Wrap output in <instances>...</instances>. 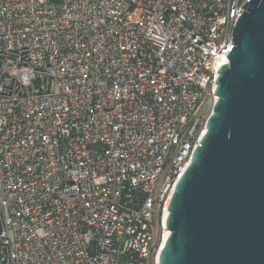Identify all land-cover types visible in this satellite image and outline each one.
<instances>
[{
    "label": "built area",
    "instance_id": "1",
    "mask_svg": "<svg viewBox=\"0 0 264 264\" xmlns=\"http://www.w3.org/2000/svg\"><path fill=\"white\" fill-rule=\"evenodd\" d=\"M246 2L0 0V264H159Z\"/></svg>",
    "mask_w": 264,
    "mask_h": 264
},
{
    "label": "water",
    "instance_id": "2",
    "mask_svg": "<svg viewBox=\"0 0 264 264\" xmlns=\"http://www.w3.org/2000/svg\"><path fill=\"white\" fill-rule=\"evenodd\" d=\"M242 8L159 264H264V0Z\"/></svg>",
    "mask_w": 264,
    "mask_h": 264
},
{
    "label": "bare ground",
    "instance_id": "3",
    "mask_svg": "<svg viewBox=\"0 0 264 264\" xmlns=\"http://www.w3.org/2000/svg\"><path fill=\"white\" fill-rule=\"evenodd\" d=\"M223 63H228V58L225 57L224 58V61ZM168 214H169V211H168V208L165 210V213H164V219H163V225H164V230H163V233H162V238H161V244H160V250H159V256H160V252H161V249H162V246L165 244L167 238H168V235H169V230L167 229L166 227V222H167V218H168Z\"/></svg>",
    "mask_w": 264,
    "mask_h": 264
},
{
    "label": "rangeland",
    "instance_id": "4",
    "mask_svg": "<svg viewBox=\"0 0 264 264\" xmlns=\"http://www.w3.org/2000/svg\"><path fill=\"white\" fill-rule=\"evenodd\" d=\"M211 112H212V107H211V106L206 107V109H205V113H204L205 117H208V116L210 115ZM162 233H163V232H162V229H160V239H159L160 242H158L159 245L161 244Z\"/></svg>",
    "mask_w": 264,
    "mask_h": 264
}]
</instances>
